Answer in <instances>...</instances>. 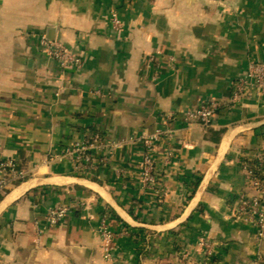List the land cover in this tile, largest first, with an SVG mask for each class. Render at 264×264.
Returning <instances> with one entry per match:
<instances>
[{"label":"crops","instance_id":"1","mask_svg":"<svg viewBox=\"0 0 264 264\" xmlns=\"http://www.w3.org/2000/svg\"><path fill=\"white\" fill-rule=\"evenodd\" d=\"M51 39L80 64L61 68ZM258 63L264 0H0V153L29 174L0 202V264H108L103 220L116 264H199L201 239L218 264H264V244L234 219L240 198L257 197L244 167L264 154V94L209 129L183 120L228 100ZM173 113L176 136L154 156L170 153L171 167L145 187L140 140ZM93 132L124 145L94 180L52 161ZM68 205L80 207L48 228L47 212Z\"/></svg>","mask_w":264,"mask_h":264},{"label":"built area","instance_id":"2","mask_svg":"<svg viewBox=\"0 0 264 264\" xmlns=\"http://www.w3.org/2000/svg\"><path fill=\"white\" fill-rule=\"evenodd\" d=\"M145 1L152 4L155 0ZM111 18L113 29L119 31L120 22L114 12L111 13ZM43 49L63 69L71 64H80V61L58 42L43 41ZM262 94H264V63L252 64L246 73L235 81L228 100H210L184 113L183 120L186 131L189 132L197 126L209 129L217 117L229 112L241 100L254 96L260 97ZM97 95L100 94L97 93ZM177 117L175 113L170 114L153 135L145 136L140 140L144 148L141 183L145 187L152 186L159 177L158 175H163L171 167L173 158L170 153L162 162H157L154 156L158 145L165 140L175 138L176 130L173 125ZM123 149L122 143H107L100 133L93 132L83 135L78 141L66 146L52 161H68L72 165L75 177L94 180L98 171L107 167L111 159ZM262 167H264V154L255 163L245 165L244 170L250 178L251 186L257 197L240 198L234 215L237 222L243 223L255 231V240L259 245L264 244V180H261L256 172ZM28 180L29 174L23 170L20 164L5 159L0 153V201L9 194L12 187L24 184ZM79 207L78 205L57 206L49 210L45 217L48 228L59 226L70 213L77 211ZM100 235L106 262L116 264L115 236L108 228L106 220L102 221ZM198 248L202 255V262L199 264H212V260L215 258L214 244L201 239L198 242Z\"/></svg>","mask_w":264,"mask_h":264},{"label":"trees","instance_id":"3","mask_svg":"<svg viewBox=\"0 0 264 264\" xmlns=\"http://www.w3.org/2000/svg\"><path fill=\"white\" fill-rule=\"evenodd\" d=\"M247 164H248V163H247ZM249 164H250V163H249ZM256 173L258 174V176H259V178H260L261 180H264V167L258 169ZM0 202H1V201H0ZM218 260H219V259H218L217 257L213 258V260H212V264H218Z\"/></svg>","mask_w":264,"mask_h":264},{"label":"water","instance_id":"4","mask_svg":"<svg viewBox=\"0 0 264 264\" xmlns=\"http://www.w3.org/2000/svg\"><path fill=\"white\" fill-rule=\"evenodd\" d=\"M49 42H53V39H51Z\"/></svg>","mask_w":264,"mask_h":264}]
</instances>
